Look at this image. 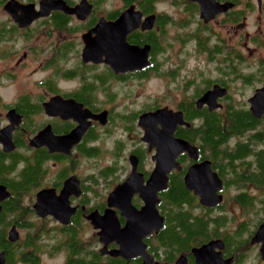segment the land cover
<instances>
[{
  "label": "flooded vegetation",
  "instance_id": "flooded-vegetation-1",
  "mask_svg": "<svg viewBox=\"0 0 264 264\" xmlns=\"http://www.w3.org/2000/svg\"><path fill=\"white\" fill-rule=\"evenodd\" d=\"M214 3L225 9L210 12ZM148 17L154 20L147 29ZM93 42L96 49L84 62L83 51ZM188 56L195 62L193 78L175 86L181 94L163 98L162 89L137 105L144 84L183 79ZM236 83L239 105L231 99ZM263 85L264 0H0V187L8 194L0 214L15 202L16 215L4 216L6 237L12 227L19 233V240L10 243L17 252L15 263L42 264L46 258L56 264H87L91 243L98 264H144V256L152 264H200L192 250L217 241L212 257L219 253L230 264H247L249 258L264 264L263 241L252 242L264 222L259 161L264 115L253 118L248 104ZM215 87L226 91L217 99L220 107L197 108L196 102ZM163 110L181 113L189 124L177 125L172 136L196 148L197 159L178 154L180 170L168 174L166 189L153 198L145 195L151 188L143 187L155 168L157 146L163 145ZM235 111L253 119L245 133L249 137L235 133L219 146L229 155L216 159L204 148L200 121L216 114L228 127L227 115ZM144 115L149 116L140 123ZM78 127L85 128L79 139L57 145L56 138ZM205 161L221 180L216 191L221 201L214 206L201 205L200 197L184 186L187 170ZM89 162L97 173L85 172ZM131 175L136 176L134 185L110 198ZM173 179L180 180L188 203H173ZM46 203L51 210L62 206L71 212L67 224L56 219L66 215L42 217L35 211ZM152 203L162 220L159 229L157 217L138 221ZM233 208L241 210L243 220L229 218ZM92 213L99 219L97 230L88 220ZM126 214L143 226L133 232L141 235L143 252L129 259L111 257L106 252L120 247L110 229L116 224L124 229ZM206 218L224 222L217 233L200 236L194 220ZM174 236L188 239L187 244L174 250Z\"/></svg>",
  "mask_w": 264,
  "mask_h": 264
},
{
  "label": "water",
  "instance_id": "water-1",
  "mask_svg": "<svg viewBox=\"0 0 264 264\" xmlns=\"http://www.w3.org/2000/svg\"><path fill=\"white\" fill-rule=\"evenodd\" d=\"M225 9V6H220L218 4H213L210 9H208L212 13H218L220 11H223ZM81 10V9H77ZM75 11V10H72ZM153 17H148L145 25L146 28H150L153 25ZM115 26V25H113ZM133 29V28H131ZM92 33H96V28L89 32V35ZM96 44L95 42L87 44L84 51H83V61H89L90 58L89 54L92 51H95ZM226 93L225 90L220 89L219 87H215L212 91L207 92L204 94L197 102L196 106L197 108H201L203 105H206L209 109V111H214L218 109L220 106L216 103L217 99L219 97L224 96ZM248 104L250 106V112L253 118L260 119L264 115V85L262 89H259L255 95L249 99ZM149 115L142 116L141 122L144 120L143 118L148 117ZM93 118L96 119L94 116ZM189 126V124H186L183 121L182 114L181 113H171L163 110V145L157 146V154L155 155L156 163L155 168H153V173L151 174V177L147 182L146 186L143 187L145 189H150L151 191H148L145 193L148 197L152 196L153 198H156V192L159 190H164L167 187V180H168V174L174 169L177 168L180 170L176 158L178 154H181L183 152H186L189 156V158L196 160L197 159V149L194 147H191L186 141L183 140H176L173 138L172 134L175 130L177 125H183ZM85 130V128L78 127L73 133H71L68 136L65 137H58L57 145L63 144L64 147L67 145H70L69 141H73L74 139H79L80 133H82ZM11 146L9 143H6L4 145V149L9 151ZM210 163L205 161L200 164L192 165L188 170L187 173L184 176V186L187 190L192 191L194 195L200 197V203L201 205L206 206H214L216 203L221 201V198L216 195V191L221 189V180L218 179V176H216L215 173H213L210 169ZM136 176L131 175L129 179H127L126 182H124L123 185H121L119 188H117L113 194L110 195V198L115 197L120 192L121 188L127 187L130 188L134 185ZM142 185V184H141ZM66 186V185H65ZM8 197V194L6 193L5 189L0 187V211H1V202ZM217 198V202H215ZM153 205V206H152ZM61 206V205H60ZM148 207V211L146 212V215L143 216V219L140 218V220H146V222L151 218V220H155L158 213L155 209L154 204L152 203ZM130 208V207H129ZM129 211H134L132 208ZM128 210V209H127ZM35 211L41 215L42 217L54 213L60 214L65 216L66 218L62 220L60 217H57L56 219L62 221L63 223L67 224L68 217L70 215L69 212H66V208L64 207H58L56 209H49L48 203L46 205H36ZM126 211V210H125ZM128 213V211L126 212ZM125 215V214H124ZM127 217V223L124 229H119L118 225H113V227L110 229V232L112 229L117 234V238L115 241L117 242L118 246L120 247L119 250L116 251H110L106 252L107 255L111 257H121L123 259H129L132 258L138 253L143 252V245L141 244V235L134 236V231L142 229L143 226L138 225V222L134 217L130 214H126ZM88 220L90 221L91 225L95 230L98 229L100 226L99 219L96 216L95 213H92L89 215ZM150 220V221H151ZM157 220V221H156ZM155 222L157 223L156 227L159 229L161 226L162 220L157 217ZM136 221V222H135ZM153 222V221H152ZM107 223L110 224V222L107 221ZM135 227V228H134ZM147 229H150L151 227H155V224H146ZM118 230V231H117ZM149 231V230H148ZM136 237V241H135ZM7 241L11 244L16 243L19 240V233L17 232L15 227H12L8 232ZM259 240L263 241V247L261 249V257L262 260H264V222L261 227H259L258 231L256 232L252 242L256 243ZM219 244V242H211L200 249H193L192 253L196 258H199L200 264H230V261H223L220 254L216 253L215 256H211L210 254L213 253L214 248L216 245ZM221 244V243H220ZM105 254V252H102L101 254ZM0 264H6L5 256L3 252H0ZM144 264H152V259L149 257L144 256Z\"/></svg>",
  "mask_w": 264,
  "mask_h": 264
},
{
  "label": "trees",
  "instance_id": "trees-1",
  "mask_svg": "<svg viewBox=\"0 0 264 264\" xmlns=\"http://www.w3.org/2000/svg\"><path fill=\"white\" fill-rule=\"evenodd\" d=\"M203 119L200 121V131H201V137L204 144V148L211 149L213 151L212 154H214V157L216 159L220 158V156H228L229 153H227L224 150L220 149V145L225 143L229 138L234 137L235 133L240 134V137H244L246 130H249V127L252 125L253 119L249 116L246 115V113L235 111L232 112L231 114H228V121L230 123V126L228 127H223L221 125V121L219 120L218 115L216 114H207L202 116ZM249 137V135H248ZM263 139H264V133H263ZM262 155L259 157L260 165L263 171V176L261 179V183L264 186V151H262ZM220 155V156H219ZM222 159V158H221ZM217 161V160H216ZM222 173V172H220ZM171 186L173 189V192L171 194V198L173 203H180V202H187L188 203V194L184 190L182 184L180 183V180H174L171 183ZM15 202H8L6 205V208L3 213L0 214V251L4 252L7 256V264H16L14 261V256L17 253L16 249L11 247V244L6 241V229L9 227L6 225L4 220V216L6 214H9L11 212L14 213V216L16 215L15 210L16 207L14 206ZM182 222H187L186 214L182 213L181 214ZM224 219H215L210 221L208 218L206 219H198L194 220V227L196 228L195 230L200 236H206L211 233H217L219 227L223 225ZM213 225V226H212ZM212 227H215V229ZM188 229V228H187ZM186 228L183 227V232L185 231ZM176 243L173 244L175 245V248H183L184 245L187 244L188 239H184V241L181 242V240H178L176 236H174ZM186 242V243H185ZM92 246H89V249L87 250V264H98V255L96 252H94L93 249H91ZM69 264H79L78 261L72 260Z\"/></svg>",
  "mask_w": 264,
  "mask_h": 264
},
{
  "label": "rangeland",
  "instance_id": "rangeland-1",
  "mask_svg": "<svg viewBox=\"0 0 264 264\" xmlns=\"http://www.w3.org/2000/svg\"><path fill=\"white\" fill-rule=\"evenodd\" d=\"M250 25H252L251 22H249V25L248 26H250ZM253 29L254 28H251V26H250L248 30L250 32H252ZM189 30H192V29L189 28ZM170 32H171V34L173 33L172 30H170ZM171 53H172V51L169 52V54H171ZM179 58H182V57H179ZM184 58L187 61L186 62V66L180 72V75L183 76V79L182 78H178V79H176L175 82H173V83L170 82L171 84L167 80H164V79H162L163 82H161V81H159V82L158 81H155L154 83L153 82H151V83L148 82L147 84H144L143 85V89L141 88L140 93H138V94H140V96L136 99L137 105H140L141 103H143L146 100V98H148L150 95L151 96H156V95L160 94L162 92V89H163V98L166 97V96H168V95H173V94H175V92H176L177 96L179 94H181L179 92V90L174 91L175 86H176V88L177 87L180 88L184 84V82L187 80L186 78H189V79L190 78H193V69H194V66H195V62H194V59H193L192 56H188V57H184ZM173 60L175 61L176 59L173 58ZM186 76H188V77H186ZM239 87H240V84L239 83H236L235 86H233V88L231 89L232 90L231 91V95H232V98L231 99H232V103H234L235 105H239V104L242 103L241 102L242 101L241 92L239 90ZM189 90H191V88ZM189 90H188V92H185V93L190 94L191 92ZM243 92L244 93H247L246 90H244ZM248 135L249 134H245L244 135V138H246ZM92 164L93 163L89 162V164H88V166L86 168V171H85V172H87V174H90L92 172L93 173H97L98 172L97 170H94V168H92ZM99 164L100 165H104L105 162H101ZM101 183H103V180L100 181V183H99V185L97 187L99 190H101V188H102V184ZM228 212H229L228 213L229 218L234 219L235 221L243 220V218H244V216L243 217L240 216L241 215V210H239L237 208L230 209V210H228ZM230 226H231V224H229L227 228H229ZM91 245L92 244L89 243V246H91ZM43 261L44 262H42V264H56L55 261H50V260H48L46 258H44ZM247 264H255V263L253 262V260H251L249 258L247 260Z\"/></svg>",
  "mask_w": 264,
  "mask_h": 264
}]
</instances>
